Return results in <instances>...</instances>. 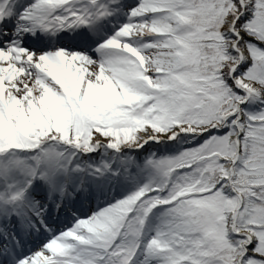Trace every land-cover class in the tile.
Wrapping results in <instances>:
<instances>
[{"label":"snow or ice","instance_id":"1","mask_svg":"<svg viewBox=\"0 0 264 264\" xmlns=\"http://www.w3.org/2000/svg\"><path fill=\"white\" fill-rule=\"evenodd\" d=\"M0 264H264V0H0Z\"/></svg>","mask_w":264,"mask_h":264}]
</instances>
